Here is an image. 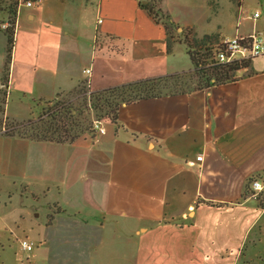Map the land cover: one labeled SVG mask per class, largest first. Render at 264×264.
Returning a JSON list of instances; mask_svg holds the SVG:
<instances>
[{"label": "crops", "instance_id": "1", "mask_svg": "<svg viewBox=\"0 0 264 264\" xmlns=\"http://www.w3.org/2000/svg\"><path fill=\"white\" fill-rule=\"evenodd\" d=\"M26 2L7 65L0 33L2 123L27 120L35 101L193 69L135 0ZM253 61L230 82L123 104L116 125L70 144L2 129L0 177L50 197L47 221L77 244L78 264H234L264 216L252 188L264 183V68Z\"/></svg>", "mask_w": 264, "mask_h": 264}, {"label": "rangeland", "instance_id": "2", "mask_svg": "<svg viewBox=\"0 0 264 264\" xmlns=\"http://www.w3.org/2000/svg\"><path fill=\"white\" fill-rule=\"evenodd\" d=\"M160 7L173 22L170 32L175 44L171 50L178 59L186 53L188 43L195 55L213 51L224 38L222 28L228 37L234 36L236 29L264 34V0H162ZM255 14L258 18L253 20ZM253 66L260 70L264 68V61L256 59ZM180 76L172 89H190L199 81L193 69ZM77 91L67 94L75 106L81 101ZM49 102L35 101L30 116L23 122L5 121V132L26 133L27 129L23 128L29 122L37 123ZM10 111L20 115L24 110L14 105ZM87 118L98 120L95 113ZM21 192L0 177V264H78L77 244H68L67 239L71 237L61 223L52 226L47 223V216L56 211L50 197L36 199L30 194L20 196ZM259 225L262 230H253L234 264H264V216ZM24 239L32 243V251L21 249L20 241Z\"/></svg>", "mask_w": 264, "mask_h": 264}, {"label": "trees", "instance_id": "3", "mask_svg": "<svg viewBox=\"0 0 264 264\" xmlns=\"http://www.w3.org/2000/svg\"><path fill=\"white\" fill-rule=\"evenodd\" d=\"M27 1V0H24ZM39 2L41 0H28ZM138 8L144 11L156 25L163 28L167 53H171L172 42L171 28L173 22L169 15L163 13L160 5L161 0H135ZM146 1V4H143ZM20 0H0V33L6 39V65L9 62L11 50L14 43L16 15ZM7 24L2 30L1 25ZM219 45V44H218ZM217 45V47H218ZM216 47V48H217ZM192 53L191 44L186 45V52L190 58L193 70L197 74V85L186 90L172 89L175 82L181 77L180 74L168 75L157 78H146L132 83L108 88L101 91L91 92L82 88L78 90V97L81 100L77 106L73 105L70 98L63 97L54 99L48 103L47 109L35 122H29L25 128L26 133L16 130V134H8L3 128L4 123L0 121V131L6 136H17L32 141L55 142L58 144H70L84 135H93L92 123L87 116L92 113L97 115L98 121L106 120L116 125L118 113L123 104H130L164 95L176 93H188L210 86L233 81L239 70L251 67L252 61H243L237 64L221 66L215 64L214 52ZM189 72V71H188ZM187 73V72H186ZM184 74V73H183ZM170 85V86H169ZM169 86V87H168ZM5 99L2 101L4 105ZM0 111L2 112L1 106ZM19 126L18 128H20ZM50 221L48 225H50Z\"/></svg>", "mask_w": 264, "mask_h": 264}, {"label": "built area", "instance_id": "4", "mask_svg": "<svg viewBox=\"0 0 264 264\" xmlns=\"http://www.w3.org/2000/svg\"><path fill=\"white\" fill-rule=\"evenodd\" d=\"M31 5L32 2H26V6L29 7ZM257 18L258 14H255L253 20ZM6 28L7 24L1 25L2 30ZM255 59L264 61V34L255 31L247 35L237 33L233 37L223 39L214 52L215 64L221 66L253 61ZM92 128L95 133L100 135L105 133V128L101 121L94 120ZM197 160L201 161L202 157H197ZM252 188L257 193L264 192V183L260 181L253 182ZM20 247L23 251H32V243L25 239L20 241Z\"/></svg>", "mask_w": 264, "mask_h": 264}, {"label": "water", "instance_id": "5", "mask_svg": "<svg viewBox=\"0 0 264 264\" xmlns=\"http://www.w3.org/2000/svg\"><path fill=\"white\" fill-rule=\"evenodd\" d=\"M147 2L146 1H143V4H146Z\"/></svg>", "mask_w": 264, "mask_h": 264}]
</instances>
